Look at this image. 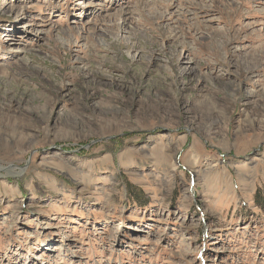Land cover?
<instances>
[{
	"label": "rangeland",
	"instance_id": "rangeland-1",
	"mask_svg": "<svg viewBox=\"0 0 264 264\" xmlns=\"http://www.w3.org/2000/svg\"><path fill=\"white\" fill-rule=\"evenodd\" d=\"M0 264H264V0H0Z\"/></svg>",
	"mask_w": 264,
	"mask_h": 264
},
{
	"label": "bare ground",
	"instance_id": "bare-ground-1",
	"mask_svg": "<svg viewBox=\"0 0 264 264\" xmlns=\"http://www.w3.org/2000/svg\"><path fill=\"white\" fill-rule=\"evenodd\" d=\"M14 171V170H13Z\"/></svg>",
	"mask_w": 264,
	"mask_h": 264
}]
</instances>
